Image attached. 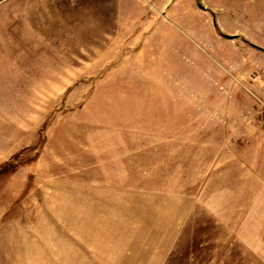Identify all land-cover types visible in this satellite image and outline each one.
I'll return each mask as SVG.
<instances>
[{
  "label": "rangeland",
  "instance_id": "rangeland-1",
  "mask_svg": "<svg viewBox=\"0 0 264 264\" xmlns=\"http://www.w3.org/2000/svg\"><path fill=\"white\" fill-rule=\"evenodd\" d=\"M262 96L264 0H0V264H264Z\"/></svg>",
  "mask_w": 264,
  "mask_h": 264
},
{
  "label": "crops",
  "instance_id": "crops-1",
  "mask_svg": "<svg viewBox=\"0 0 264 264\" xmlns=\"http://www.w3.org/2000/svg\"><path fill=\"white\" fill-rule=\"evenodd\" d=\"M175 209L176 210L174 212L172 210V212H173V213H171L172 216L170 215L169 218L168 217H165V218L170 219L172 217V220L177 219V218H180V221L185 220L186 212H188V210H187V207L185 205L184 200H181L180 201V207L176 206ZM175 215H176V217H175ZM172 222H173V224H171V226L175 227V224H174L175 222L174 221H172ZM165 224H166V222H165ZM161 225H163V223ZM164 227H165L164 231H163V229L161 230L163 232V234H162L163 236H162V238L160 237V240H158L159 242H163V243H161L159 246H162V245L164 246V245H166V243H168L170 241L169 237H167L170 235L169 234V228L166 225H164ZM157 239H153V243L157 242Z\"/></svg>",
  "mask_w": 264,
  "mask_h": 264
},
{
  "label": "built area",
  "instance_id": "built-area-1",
  "mask_svg": "<svg viewBox=\"0 0 264 264\" xmlns=\"http://www.w3.org/2000/svg\"><path fill=\"white\" fill-rule=\"evenodd\" d=\"M256 104H257V110L259 111V113L261 114V126H262V132L264 135V96L262 97H254Z\"/></svg>",
  "mask_w": 264,
  "mask_h": 264
},
{
  "label": "water",
  "instance_id": "water-1",
  "mask_svg": "<svg viewBox=\"0 0 264 264\" xmlns=\"http://www.w3.org/2000/svg\"><path fill=\"white\" fill-rule=\"evenodd\" d=\"M223 38L232 39V37H230V36H223Z\"/></svg>",
  "mask_w": 264,
  "mask_h": 264
}]
</instances>
